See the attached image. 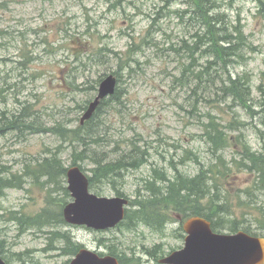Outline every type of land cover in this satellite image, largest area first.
I'll return each mask as SVG.
<instances>
[{
    "label": "rangeland",
    "instance_id": "1",
    "mask_svg": "<svg viewBox=\"0 0 264 264\" xmlns=\"http://www.w3.org/2000/svg\"><path fill=\"white\" fill-rule=\"evenodd\" d=\"M213 2V13L223 17L218 27L226 26L229 33L235 27L240 33L242 58H228L231 64L225 69L232 78L249 80L251 112L219 94L221 101L212 89L202 99L175 81L181 65L189 61L187 50L175 49L183 42L191 45L199 26L183 0H0V129L28 107L35 118L29 121L36 127L72 131L81 125L100 81L113 75L117 98H106L99 108L93 123L99 127L90 131L95 136L88 153L94 152L95 161L102 156L115 161L138 150L147 155L144 165L90 189L97 197L128 199L130 216L116 228L97 232L65 221L54 223V218L51 225L31 227L44 211L57 218L71 197L66 194V175L61 184L49 186L24 172L32 173L52 156L65 169L76 160L90 176L93 160L79 161L82 143L70 145L50 132H3L0 183L20 185H0V255L6 264H66L73 256L55 233L124 264H160L183 248L181 224L172 215L155 230L133 214L132 203L148 194V183L156 190L163 188L162 176L191 178L216 165L227 167L214 180L221 202L233 210L226 218L236 220L239 231L250 229L264 238L258 229L264 185L254 170L247 169L249 162L241 151L245 145L252 153L264 152V0ZM200 54L194 57L202 64L205 58ZM213 70L220 73L217 67ZM207 116L232 139V145L219 153L209 150L204 136L211 119Z\"/></svg>",
    "mask_w": 264,
    "mask_h": 264
},
{
    "label": "trees",
    "instance_id": "2",
    "mask_svg": "<svg viewBox=\"0 0 264 264\" xmlns=\"http://www.w3.org/2000/svg\"><path fill=\"white\" fill-rule=\"evenodd\" d=\"M189 6V13L191 18H194L196 23L199 25L194 34L193 41L190 44L183 42V46L179 49H175L179 52L187 50V58L189 59L187 65L182 64L180 67V74L176 77L175 81L186 85L191 93H200L202 99L209 90H213L215 96H222V99L229 98L233 103H237L245 112L252 111L251 93L249 80L244 77L237 75L232 78L226 75V67L231 64V57L242 58L240 45V33L234 29V33H229V28L226 26H220V22L223 21L221 15L214 14L216 4L213 0H183ZM169 3L166 4V6ZM186 12V11H185ZM160 15V14H158ZM190 18V22L193 23V19ZM223 25V23L221 24ZM171 52L175 51L174 48L170 47ZM200 54V58H205L204 63H199V59L195 58V55ZM229 61V62H228ZM217 67L220 73L214 71L213 68ZM116 99V94L111 96ZM218 98V97H217ZM218 99H221L219 97ZM206 101V100H204ZM105 103L103 101L97 108L95 115L85 121V124L80 125L78 128L67 131L61 130L57 132L56 128H43L37 126L33 122L30 123L29 118L31 113L27 112L28 107H25L22 114L13 115L12 119L5 124V128L0 129V135L3 132H14L16 131H30V134H37L38 132L52 133L58 136L62 141H67L70 145L73 142L82 143L84 147L78 158L79 161H85L88 157L95 155L93 151L89 152L90 144L94 143V136L90 131L94 128L93 126L96 116L99 113V108ZM264 106V98L262 100ZM208 117V116H207ZM34 118V117H33ZM211 118V117H208ZM27 119V121H26ZM35 119V118H34ZM4 121L9 119L3 118ZM219 124L214 120L210 119L206 124V130L204 136L209 145V150L215 154L219 151L230 147L232 145V139L228 138L227 133L219 128ZM235 144H233L234 146ZM241 151L243 152L244 160L249 162L247 169L254 170L258 174V181L260 185H264V152L260 154L252 153L245 145H242ZM86 147V148H85ZM135 147V146H134ZM137 150V147L136 149ZM264 150V149H263ZM126 155H120V158L113 161L108 160L102 156L100 160H93V168L89 170L90 177V189L98 184V182H110L113 177H120L124 170H130L138 168L144 165L146 162V152H140ZM87 155V156H86ZM219 161V160H218ZM81 166L74 160L72 166ZM227 167H220L216 165L200 170L196 175L191 178L175 175L174 178L161 177V182L164 184L163 188L159 187L157 190L154 188V183H148L145 187V191L148 192L145 196H140V200H135L132 203V207H135L133 214L138 216V219L143 222L144 225H150L155 230H159L172 220L174 217H180L182 221L198 216L206 218L211 224L214 232L222 229L228 232L235 233L241 229L240 225L236 220H228L227 217L231 216L233 210L227 202H221V198L218 195L219 189L215 186V178L220 175V172ZM229 169V168H228ZM67 170L57 159L52 156L50 159H44L37 164V169L32 170V173L24 172L25 176H32L34 178L44 179V183L49 186L53 184H61L60 179L65 177ZM2 183V182H1ZM0 183V185H1ZM19 187V184L12 185L11 183H4L1 187ZM65 192V191H64ZM66 189V194H67ZM70 195V194H69ZM68 195V197H69ZM126 219L130 216L129 212L126 211ZM262 217L258 223V229L264 232V210L262 211ZM44 211L39 217L31 221L29 226L31 227H43L45 225H51V219H56L54 223H64L60 214L55 215ZM250 231V229H249ZM248 230L244 232L249 233ZM53 235V234H52ZM256 235V234H251ZM257 236V235H256ZM55 237L65 242L67 251L70 256H75L77 251L81 248L70 240L66 235L55 233ZM116 257V256H115ZM118 258V257H117ZM120 264L124 262L118 259Z\"/></svg>",
    "mask_w": 264,
    "mask_h": 264
},
{
    "label": "water",
    "instance_id": "3",
    "mask_svg": "<svg viewBox=\"0 0 264 264\" xmlns=\"http://www.w3.org/2000/svg\"><path fill=\"white\" fill-rule=\"evenodd\" d=\"M116 79L108 76L100 83L97 96L81 122L91 118L101 100L115 91ZM67 190L72 202L63 209L65 221L73 226H85L94 230L112 229L124 218L128 205L125 198L97 197L89 192L88 177L77 166L67 169ZM185 232L184 248L163 258L162 264H264V238L250 236L244 232L216 234L211 223L194 216L183 222ZM0 264H5L0 255ZM66 264H119L113 256H99L96 252L80 249Z\"/></svg>",
    "mask_w": 264,
    "mask_h": 264
}]
</instances>
